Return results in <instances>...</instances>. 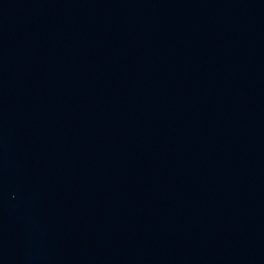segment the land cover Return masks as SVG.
Returning a JSON list of instances; mask_svg holds the SVG:
<instances>
[{
	"label": "water",
	"instance_id": "95a60500",
	"mask_svg": "<svg viewBox=\"0 0 264 264\" xmlns=\"http://www.w3.org/2000/svg\"><path fill=\"white\" fill-rule=\"evenodd\" d=\"M0 264H264V0H0Z\"/></svg>",
	"mask_w": 264,
	"mask_h": 264
}]
</instances>
